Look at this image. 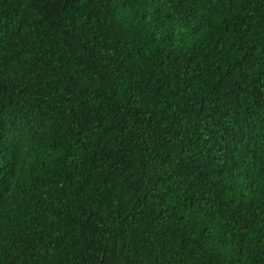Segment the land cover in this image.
<instances>
[{"label": "trees", "instance_id": "obj_1", "mask_svg": "<svg viewBox=\"0 0 264 264\" xmlns=\"http://www.w3.org/2000/svg\"><path fill=\"white\" fill-rule=\"evenodd\" d=\"M0 264H264V0H0Z\"/></svg>", "mask_w": 264, "mask_h": 264}]
</instances>
